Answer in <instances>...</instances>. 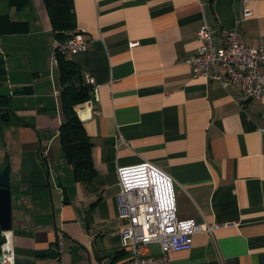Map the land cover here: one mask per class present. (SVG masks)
Here are the masks:
<instances>
[{
	"label": "crops",
	"instance_id": "0c3cea01",
	"mask_svg": "<svg viewBox=\"0 0 264 264\" xmlns=\"http://www.w3.org/2000/svg\"><path fill=\"white\" fill-rule=\"evenodd\" d=\"M73 2L88 49L69 57L99 86L92 108L75 107L93 143L91 180L75 177L60 137L65 112L51 58L58 39L45 0H0V15L27 27L0 33V92L20 120L0 135V171L11 165L16 264H129L117 170L145 160L174 179L181 218L218 225L171 253L172 264H264V99H244L239 84L198 75L185 61L205 23L218 46L224 29L264 46V0ZM25 85L33 92L13 93ZM60 241V257L40 254ZM149 248L160 253L159 243Z\"/></svg>",
	"mask_w": 264,
	"mask_h": 264
},
{
	"label": "built area",
	"instance_id": "2783aa9c",
	"mask_svg": "<svg viewBox=\"0 0 264 264\" xmlns=\"http://www.w3.org/2000/svg\"><path fill=\"white\" fill-rule=\"evenodd\" d=\"M245 16L251 10L245 8ZM197 34L201 44L185 61L193 71L223 85L237 83L244 99H264V46L247 44L236 29L222 30L224 43L215 42V29L205 23ZM88 49V41L82 30L64 41L57 40L51 58L58 64V53L75 54ZM91 86L92 98L83 102L92 108L98 97L97 80L84 75ZM81 103V104H83ZM119 192L116 199L122 220L120 238L122 247L129 252V264H172L171 253L188 250L197 232H213L218 225L200 223L178 215L175 183L172 176L154 162L120 166L117 170ZM5 240L0 244L1 264H16L17 253L12 229H1ZM159 243L160 253L152 254L150 244ZM62 254V242L57 248ZM53 264H61L57 261Z\"/></svg>",
	"mask_w": 264,
	"mask_h": 264
},
{
	"label": "trees",
	"instance_id": "16d2710c",
	"mask_svg": "<svg viewBox=\"0 0 264 264\" xmlns=\"http://www.w3.org/2000/svg\"><path fill=\"white\" fill-rule=\"evenodd\" d=\"M27 2L29 0H12L13 4ZM45 3L57 39L64 41L72 36L77 28L73 0H45ZM26 30L25 25L12 21L8 14L0 15V33ZM58 66L65 112V120L60 128V137L65 155L73 165L77 179L91 180L97 173L92 159L93 143L87 134L84 122L75 109L77 105L92 98L91 86L85 81L80 67L69 55L58 53ZM10 101L9 95H0V135H2L5 126L20 121Z\"/></svg>",
	"mask_w": 264,
	"mask_h": 264
},
{
	"label": "water",
	"instance_id": "95a60500",
	"mask_svg": "<svg viewBox=\"0 0 264 264\" xmlns=\"http://www.w3.org/2000/svg\"><path fill=\"white\" fill-rule=\"evenodd\" d=\"M6 59L0 53V89L4 87L6 80ZM33 92L31 85H25L22 88H18L13 91L14 94H26ZM0 95L1 92H0ZM8 95V94H3ZM1 109V108H0ZM10 173L11 165L6 164L0 171V229H11L12 228V200H11V187H10ZM5 240L4 236H0V244ZM50 258L57 256V251L52 248L46 252L40 253ZM2 259L0 251V260Z\"/></svg>",
	"mask_w": 264,
	"mask_h": 264
}]
</instances>
